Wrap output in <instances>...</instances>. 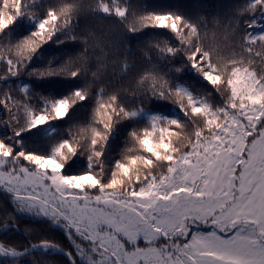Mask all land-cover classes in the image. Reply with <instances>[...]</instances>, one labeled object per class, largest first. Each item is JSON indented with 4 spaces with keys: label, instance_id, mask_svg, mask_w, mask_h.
I'll use <instances>...</instances> for the list:
<instances>
[{
    "label": "snow or ice",
    "instance_id": "snow-or-ice-1",
    "mask_svg": "<svg viewBox=\"0 0 264 264\" xmlns=\"http://www.w3.org/2000/svg\"><path fill=\"white\" fill-rule=\"evenodd\" d=\"M85 13L129 33L151 30L144 66L133 75L130 53L79 34ZM207 28L130 0H0V193L13 207L3 229L20 231L16 216H27L70 243L34 242L25 226V243L0 240L4 264L37 252L67 264H264V0L235 10L222 46L205 44ZM78 40L75 61L37 66L44 45ZM169 66L186 68L203 91L178 82ZM56 78H70L66 90L45 87ZM115 80L122 83L109 89ZM148 100L174 111L146 110ZM86 102L91 120L61 136L56 122ZM124 121L129 139L113 159L110 139ZM80 156L85 167L73 171Z\"/></svg>",
    "mask_w": 264,
    "mask_h": 264
},
{
    "label": "trees",
    "instance_id": "trees-1",
    "mask_svg": "<svg viewBox=\"0 0 264 264\" xmlns=\"http://www.w3.org/2000/svg\"><path fill=\"white\" fill-rule=\"evenodd\" d=\"M84 2L90 3L91 0H84ZM248 0H130L133 8L136 9H148V10H171L178 11L183 15L193 19V20H203L207 23V37L205 38V44L207 46L220 45L222 46L225 42L224 37L221 35L222 26L234 15V12L240 6L246 4ZM214 21H219L220 26H217ZM81 35H87L89 33H94L96 36L102 37L106 41H111L110 46H114L119 52L128 55L130 53L132 60L130 63L135 64L133 75L138 72L143 66L144 61L142 59L143 51L146 49L150 41L153 40L152 35H145V32H150L151 30H142L135 34L126 32L116 20L113 18H107L104 16H96L91 13H85L79 18V26L76 30ZM84 45L82 41H66L64 44L49 43L41 48L44 53L43 61L39 62L37 66L47 60L53 59L55 61H68L72 59L73 61L80 55L83 51ZM91 52L92 49L90 48ZM73 67L78 66L73 63ZM179 67L177 63L175 65ZM169 72L178 82H182L190 86L194 91H203L204 85L193 77L186 68L183 72L174 73L172 72V66L168 68ZM27 79V78H22ZM60 80L61 83L51 85L46 83L45 87H56L60 90H66V86L71 82L70 78H56ZM80 83L86 84L90 82L89 77H78ZM111 79V77H109ZM122 83L121 81L115 80L109 84V89L115 87L116 84ZM127 83V81L123 82ZM4 90H7L4 88ZM38 91H44L43 88L37 89ZM15 94V93H14ZM215 99L213 95L210 97ZM146 110H159L160 108L164 111L173 110L174 106L168 101H156L148 100L142 105ZM0 117L6 119V114L0 111ZM92 118V104L86 102V106L80 107L79 103L76 107L75 114L72 116L71 120L64 122H56L59 124V132L61 136L67 133V130L73 125L86 124ZM130 121H124L119 125L114 126L113 132L115 139H110V156L113 159H119L121 153L125 149L126 142L128 141V131ZM133 127H142L140 125H132ZM75 134V129H74ZM86 142V141H81ZM38 146V145H30ZM86 160L83 156H80L73 166V171L83 170L85 167ZM67 170V169H66ZM9 197L3 193H0V240H9L12 242L25 243L24 228L25 226H31L36 233L31 239L34 242H38L40 237H46L48 239L57 241L58 243L65 246V248L70 247L69 241L66 239L64 233L55 228V226L45 225L37 223L33 218L27 216H16L15 223L19 225L20 231L12 230L11 228L5 230L3 229V222L8 221L9 224L12 220L9 218L10 214L13 213V207L9 203ZM67 264V259L61 255H46L37 252L32 257H27L24 260V264ZM0 264H4L3 260L0 259Z\"/></svg>",
    "mask_w": 264,
    "mask_h": 264
},
{
    "label": "water",
    "instance_id": "water-1",
    "mask_svg": "<svg viewBox=\"0 0 264 264\" xmlns=\"http://www.w3.org/2000/svg\"><path fill=\"white\" fill-rule=\"evenodd\" d=\"M55 255H57V254H55ZM61 256H63V255H61ZM64 257V256H63Z\"/></svg>",
    "mask_w": 264,
    "mask_h": 264
}]
</instances>
